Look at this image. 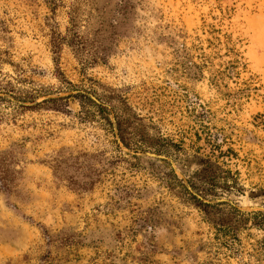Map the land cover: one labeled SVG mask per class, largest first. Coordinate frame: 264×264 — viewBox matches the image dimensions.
<instances>
[{
    "label": "rangeland",
    "instance_id": "rangeland-1",
    "mask_svg": "<svg viewBox=\"0 0 264 264\" xmlns=\"http://www.w3.org/2000/svg\"><path fill=\"white\" fill-rule=\"evenodd\" d=\"M0 82V264H264L173 175L264 211V0H0Z\"/></svg>",
    "mask_w": 264,
    "mask_h": 264
},
{
    "label": "trees",
    "instance_id": "trees-1",
    "mask_svg": "<svg viewBox=\"0 0 264 264\" xmlns=\"http://www.w3.org/2000/svg\"><path fill=\"white\" fill-rule=\"evenodd\" d=\"M19 82V80H18ZM42 92V91H41ZM0 93H7L15 96L16 99L20 101L35 103L34 105H22V107H35L42 105L44 103H48L50 101H56L57 98H47L43 101H37L38 96H40L42 93L39 92H30V91H23L20 88H16L12 82H9L8 85L5 83L0 82ZM46 94V93H44ZM74 98L78 99L80 101V104L82 105L83 109H86L89 113L90 109L98 110L100 115L103 117V119L106 121V123L113 129L114 127V121L110 117L111 110L104 105L103 103H99L96 101L95 98L92 96L78 92L74 95H71ZM2 97V96H0ZM3 98V97H2ZM8 99L7 97H5ZM60 99H64L63 97H60ZM10 100V99H8ZM114 119L117 124V128L119 130V136L121 137L122 142L127 146L128 143L126 141L125 137V130L123 127V119L119 115H115ZM176 176L177 181L181 185V187L191 196V199L194 202L200 203L201 208L203 209L206 218L208 221L213 225L216 235L218 236V239L222 240L223 245L234 255H238L242 252V244H241V238L240 233L244 228H247L249 225L253 228H256L258 230H264V211L263 210H257V211H245L238 206L229 203L227 201H205L204 199L197 196V193L201 194L203 197H206L209 195V193H206L204 191H201V189L197 186V184L189 180V185H187L182 179H180L177 174H174ZM192 188V190L190 189ZM196 190V194L192 191ZM218 199L213 195V197L210 200ZM263 248V247H262ZM264 249V248H263Z\"/></svg>",
    "mask_w": 264,
    "mask_h": 264
}]
</instances>
